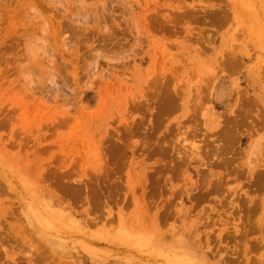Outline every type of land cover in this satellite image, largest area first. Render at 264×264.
Listing matches in <instances>:
<instances>
[{
  "label": "rangeland",
  "instance_id": "obj_1",
  "mask_svg": "<svg viewBox=\"0 0 264 264\" xmlns=\"http://www.w3.org/2000/svg\"><path fill=\"white\" fill-rule=\"evenodd\" d=\"M0 264H264V0H0Z\"/></svg>",
  "mask_w": 264,
  "mask_h": 264
}]
</instances>
